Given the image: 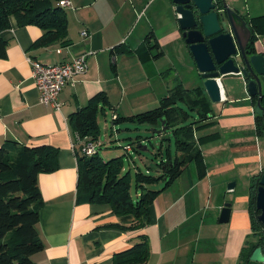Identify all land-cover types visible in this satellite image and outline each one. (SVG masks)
Here are the masks:
<instances>
[{"label":"crops","instance_id":"crops-1","mask_svg":"<svg viewBox=\"0 0 264 264\" xmlns=\"http://www.w3.org/2000/svg\"><path fill=\"white\" fill-rule=\"evenodd\" d=\"M227 2L249 26L264 15V0ZM65 8L67 44L36 46L42 28L21 25L14 16L1 33L8 47L0 58V146L14 139L57 149L58 168L38 176L45 203L37 228L44 248L34 255L35 263L114 264L116 254L145 235L148 259L135 264H264L243 255L255 249L263 232L251 210V181L264 172V135L256 132V106L238 75L220 77L223 100L213 103L215 123L207 132L218 136L201 146L205 173L190 163L153 202L148 225L133 227L134 216L115 213L109 203L78 201V133L70 120L75 110L101 92L109 103H100L99 111L110 107L113 118L126 108L156 107L178 82L189 89L175 61L186 63L196 87L203 79L195 72L173 0H71ZM256 42L264 52V34ZM80 54H87V71L61 91V108L43 104L29 58L59 63ZM228 202L230 219L220 222Z\"/></svg>","mask_w":264,"mask_h":264},{"label":"trees","instance_id":"trees-1","mask_svg":"<svg viewBox=\"0 0 264 264\" xmlns=\"http://www.w3.org/2000/svg\"><path fill=\"white\" fill-rule=\"evenodd\" d=\"M60 1L0 0V58L7 55L8 41L1 33L11 25L12 16L16 17L21 25L35 24L42 28L43 33L35 42L36 46L57 41L67 44L69 19L67 10ZM252 20L250 27L254 34L253 39L256 41L258 34H264V15L253 17ZM147 38L149 39L150 35ZM130 50L127 48V51ZM251 99L256 106V132L259 136H263L264 109L258 107V96H253ZM102 102L109 103V97L105 92L92 97L87 105L81 106L70 115L72 126L81 138L98 140L97 117ZM261 103L264 107V95ZM193 113L196 114V119H193ZM214 113L213 102L203 84L187 89L178 82L161 98L156 107L132 115L116 114L115 121L128 120L149 124L158 133L169 132L168 130L172 129L176 155H171L169 147L164 152L162 145L164 140H170V137H163L156 153L160 158L157 161L159 173L156 175L143 172L141 169L137 170L135 182L136 189L140 193L133 195L131 171L125 170L124 155L105 159L99 150L88 156L78 149V201L109 203L115 213L134 216L133 227H145L151 222L150 208L160 192L177 180L190 163H196L201 175L205 173L206 165L201 145L215 139L218 134L197 136L196 132L200 127L215 123L211 120ZM162 119L165 120L164 124ZM143 142L142 135H138L137 141L128 145L141 155ZM57 168V149L54 146L21 145L14 139H7L0 146V264H36L33 257L44 248V242L37 228L41 209L45 203L38 176L40 173L52 172ZM260 177L261 175L255 176L251 181L253 192L251 210L255 215V223L263 230L262 240L264 228L258 219L259 209L256 207V192ZM161 180H164L165 184L159 189H151L146 185L157 184ZM251 252L250 249L243 254L246 260L250 258ZM148 256V240L145 235H141L139 242L116 254L114 264L142 263L148 259Z\"/></svg>","mask_w":264,"mask_h":264},{"label":"water","instance_id":"water-1","mask_svg":"<svg viewBox=\"0 0 264 264\" xmlns=\"http://www.w3.org/2000/svg\"><path fill=\"white\" fill-rule=\"evenodd\" d=\"M177 20L203 79V86L213 103L223 100L220 77L233 74L243 80L244 91L258 96V107L264 109V52L253 39L246 16L229 5L227 0H173ZM253 46L252 48L250 46ZM241 86V83H238ZM162 123L165 120L162 119ZM165 130V127H164ZM144 147V149H146ZM229 182L228 188H234ZM258 219L264 226V172L256 192ZM231 204L221 208L219 221L227 222ZM250 258L264 261V238H259Z\"/></svg>","mask_w":264,"mask_h":264},{"label":"rangeland","instance_id":"rangeland-1","mask_svg":"<svg viewBox=\"0 0 264 264\" xmlns=\"http://www.w3.org/2000/svg\"><path fill=\"white\" fill-rule=\"evenodd\" d=\"M174 63L177 64L178 69H180L181 73L187 78V85H189L187 87H189V89L195 88L197 85L193 84L195 81V75L191 74V71L187 67L186 63L184 61H181L180 63L183 66H179L176 61ZM195 72H198V74L200 73L199 69H196ZM150 107L154 108L153 105ZM146 109L147 108H126L124 112H121V116L132 115L134 113L145 111ZM195 115L196 114L193 113V119L197 118V116ZM97 119L99 125V152L101 156L105 159L124 155L125 170L128 169L129 171H131V193L133 195L136 194L135 174L137 170L141 169L143 172H150L156 175L159 173L157 161H159L160 158L156 153L158 151V147H160L161 145L163 137H170V140H164V152L166 151L167 147H169L171 150V155H176L175 136L172 129L168 130L169 132L158 133L149 124L128 120L115 121L113 118V109L110 107H106L105 109L100 110L98 112ZM209 129V126L198 128L197 136L206 135L207 132H209ZM138 135H142V138L144 139L143 145L144 147L147 146L146 149H144L143 147L141 155L135 149H131L130 151L126 150V145L132 144L137 141ZM193 166L194 164L192 163L191 167ZM164 184V180H161L157 184L146 185L148 188L151 189H159L163 187Z\"/></svg>","mask_w":264,"mask_h":264},{"label":"built area","instance_id":"built-area-1","mask_svg":"<svg viewBox=\"0 0 264 264\" xmlns=\"http://www.w3.org/2000/svg\"><path fill=\"white\" fill-rule=\"evenodd\" d=\"M60 4L64 7L71 6V0H61ZM87 35V31L82 32ZM33 68V77L40 94V101L45 105H51L60 109L62 102L59 99L61 91L78 74L87 71V54L74 56L71 60L59 63H44L40 60L29 58ZM116 118V114L114 115ZM77 144V143H76ZM83 154L93 155L99 150V143L95 140L82 139L78 134L77 147ZM131 150V146H126Z\"/></svg>","mask_w":264,"mask_h":264}]
</instances>
